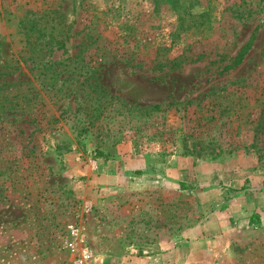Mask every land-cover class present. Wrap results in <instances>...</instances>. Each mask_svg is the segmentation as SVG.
<instances>
[{
    "label": "rangeland",
    "instance_id": "374dc122",
    "mask_svg": "<svg viewBox=\"0 0 264 264\" xmlns=\"http://www.w3.org/2000/svg\"><path fill=\"white\" fill-rule=\"evenodd\" d=\"M71 226L264 264V0H0V264H74Z\"/></svg>",
    "mask_w": 264,
    "mask_h": 264
},
{
    "label": "built area",
    "instance_id": "2783aa9c",
    "mask_svg": "<svg viewBox=\"0 0 264 264\" xmlns=\"http://www.w3.org/2000/svg\"><path fill=\"white\" fill-rule=\"evenodd\" d=\"M70 236L71 239L67 244L70 251L74 253V264H92L98 260L93 251L86 246L80 228L71 226Z\"/></svg>",
    "mask_w": 264,
    "mask_h": 264
},
{
    "label": "trees",
    "instance_id": "16d2710c",
    "mask_svg": "<svg viewBox=\"0 0 264 264\" xmlns=\"http://www.w3.org/2000/svg\"><path fill=\"white\" fill-rule=\"evenodd\" d=\"M244 53L243 52H239L237 53L236 59L234 61V65H237L241 62V60L243 59ZM138 109L143 110L145 112H158L161 111V108L158 104H150L147 107H139ZM99 156H101V152L98 153ZM260 220L258 214L253 213L250 217H249V222L253 223V222H258Z\"/></svg>",
    "mask_w": 264,
    "mask_h": 264
}]
</instances>
